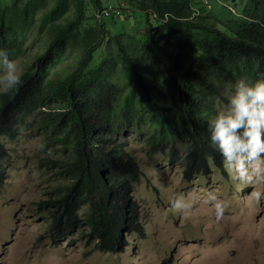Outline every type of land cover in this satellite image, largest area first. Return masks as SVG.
Masks as SVG:
<instances>
[{
  "label": "trees",
  "instance_id": "1",
  "mask_svg": "<svg viewBox=\"0 0 264 264\" xmlns=\"http://www.w3.org/2000/svg\"><path fill=\"white\" fill-rule=\"evenodd\" d=\"M127 1L146 14L142 37L93 24L87 6L102 11L101 0H0V48L15 60L33 56L22 85L0 94V181L3 139L17 140L28 118L49 109L43 129L68 153L53 161L64 182L40 202L56 244L73 246L83 232L96 250L124 252L126 235L144 230L129 195L142 170L118 135L132 128L171 155L185 142L188 178L224 171L207 120L227 81L264 77V0ZM36 22L49 35L31 42ZM87 71L91 81L80 84Z\"/></svg>",
  "mask_w": 264,
  "mask_h": 264
},
{
  "label": "rangeland",
  "instance_id": "2",
  "mask_svg": "<svg viewBox=\"0 0 264 264\" xmlns=\"http://www.w3.org/2000/svg\"><path fill=\"white\" fill-rule=\"evenodd\" d=\"M1 2L12 4V0ZM101 5L120 9L118 17L104 18L109 33L128 31L142 37L147 19L136 4L101 0ZM96 12L87 6L86 14L93 24L98 20ZM32 31L31 42L49 35L48 28H40L37 22ZM112 50L109 43L107 51ZM100 55L96 54V63ZM16 61L23 71L32 63V53ZM91 78L87 71L80 84L89 83ZM226 83V100L220 107L226 104L235 81ZM48 113L46 109L28 118L19 128L17 140L2 141L9 155L2 160L0 181V264H264V197L257 200L253 195L264 193V183L243 185L231 180L225 170L210 169L207 174L188 178L184 174L185 142L179 141L171 155L169 146L151 148L132 128L120 133L117 141L142 170L129 195L138 206L143 233L127 234L128 246L121 253L96 250L83 232L72 237L76 241L73 246L70 240L56 244L49 233L48 210L40 202L64 182L59 165L53 161L68 153L61 139L43 129ZM210 191L228 204L219 220L207 200ZM178 193L194 201L185 215L171 207L170 201Z\"/></svg>",
  "mask_w": 264,
  "mask_h": 264
},
{
  "label": "clouds",
  "instance_id": "3",
  "mask_svg": "<svg viewBox=\"0 0 264 264\" xmlns=\"http://www.w3.org/2000/svg\"><path fill=\"white\" fill-rule=\"evenodd\" d=\"M23 75L9 50L0 48V94L20 87ZM207 129L210 144L222 157L221 165L231 180L243 185L264 183V77L254 82L244 77L237 79L226 104L208 118ZM253 195L257 200L264 197L260 191ZM207 200L214 207L216 218H222L227 202L211 191ZM170 203L174 212L185 215L194 201L178 193Z\"/></svg>",
  "mask_w": 264,
  "mask_h": 264
},
{
  "label": "built area",
  "instance_id": "4",
  "mask_svg": "<svg viewBox=\"0 0 264 264\" xmlns=\"http://www.w3.org/2000/svg\"><path fill=\"white\" fill-rule=\"evenodd\" d=\"M120 11L115 7H108L96 13V17L98 20H102L103 18L117 17L119 16Z\"/></svg>",
  "mask_w": 264,
  "mask_h": 264
}]
</instances>
